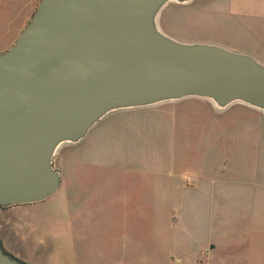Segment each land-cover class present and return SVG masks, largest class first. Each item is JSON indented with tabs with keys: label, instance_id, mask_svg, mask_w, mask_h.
<instances>
[{
	"label": "rangeland",
	"instance_id": "obj_1",
	"mask_svg": "<svg viewBox=\"0 0 264 264\" xmlns=\"http://www.w3.org/2000/svg\"><path fill=\"white\" fill-rule=\"evenodd\" d=\"M38 1L18 0V20L0 2V52ZM212 6L177 10L163 27L182 41L258 45ZM54 163L59 191L6 223L9 242L42 264H264V116L243 105L118 112Z\"/></svg>",
	"mask_w": 264,
	"mask_h": 264
},
{
	"label": "water",
	"instance_id": "obj_2",
	"mask_svg": "<svg viewBox=\"0 0 264 264\" xmlns=\"http://www.w3.org/2000/svg\"><path fill=\"white\" fill-rule=\"evenodd\" d=\"M191 1H38L0 52L1 208L59 191L57 154L112 114L198 99L215 114L243 105L264 116V63L161 29L167 5ZM0 264L25 263L0 243Z\"/></svg>",
	"mask_w": 264,
	"mask_h": 264
},
{
	"label": "crops",
	"instance_id": "obj_3",
	"mask_svg": "<svg viewBox=\"0 0 264 264\" xmlns=\"http://www.w3.org/2000/svg\"><path fill=\"white\" fill-rule=\"evenodd\" d=\"M0 2H2L3 7H6L3 8L4 10L8 11L9 9H11V13H12L11 19L18 20L17 19L18 0H0ZM215 3L223 4L224 13L226 14L227 18L232 22L236 21L238 26L245 29L248 36L247 38L254 39L258 45L251 44L250 46H248V44L246 43V45L244 44V46H242L237 44H231L228 42H226L223 45L219 43L218 44L233 51L248 53L254 56L259 61H261L262 63H264V56L253 54V52L257 53L253 50L254 48L256 47L258 49L264 48V0H192L189 4H185V5L172 3L167 5L162 11L160 16V27L165 33H167L163 27V24L165 25L171 22L170 25H173V22L171 21L172 19L170 18L172 14H174V12H176L177 10H183L184 8H190L194 6H201V7L204 6L202 7V9H205L208 13H210L209 10L216 12L214 7L212 6ZM170 10L172 11L170 12ZM168 12H170L171 14ZM20 31L18 30L16 36ZM211 43L217 44L216 42H211ZM18 206H23V205H18ZM18 206H12L7 208L0 207V243L3 249L7 253L21 260L25 264H42L41 261H39V258L36 257L34 254H30V255L26 254L21 249L10 243L8 240L6 234L7 233L6 223L9 220H12V218L10 219L9 217V212H11V210L15 208H18ZM22 218L23 217H20L19 219H16V221L18 222L19 226L23 228L26 226V221L23 220Z\"/></svg>",
	"mask_w": 264,
	"mask_h": 264
},
{
	"label": "trees",
	"instance_id": "obj_4",
	"mask_svg": "<svg viewBox=\"0 0 264 264\" xmlns=\"http://www.w3.org/2000/svg\"><path fill=\"white\" fill-rule=\"evenodd\" d=\"M5 251V250H4ZM6 252V251H5Z\"/></svg>",
	"mask_w": 264,
	"mask_h": 264
}]
</instances>
